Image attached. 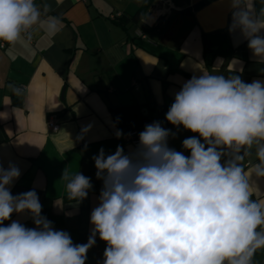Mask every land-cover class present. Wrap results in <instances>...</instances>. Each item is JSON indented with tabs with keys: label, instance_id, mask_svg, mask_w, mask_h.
Here are the masks:
<instances>
[{
	"label": "clouds",
	"instance_id": "1",
	"mask_svg": "<svg viewBox=\"0 0 264 264\" xmlns=\"http://www.w3.org/2000/svg\"><path fill=\"white\" fill-rule=\"evenodd\" d=\"M228 3L230 33L264 60V9ZM41 15L35 0H0V40L15 43ZM165 120L195 134L182 141L184 151L169 147L175 133L154 121L135 148H101L92 157L102 187L87 243L54 228L35 190L13 195L20 169L0 164V264H86L97 236L106 244L98 264H251L264 248V204L252 198L241 162L254 148V175L264 177V79L201 71L183 82ZM123 135L117 130V138ZM61 180L76 206L93 188L90 177L67 168ZM14 213L34 227L13 220Z\"/></svg>",
	"mask_w": 264,
	"mask_h": 264
},
{
	"label": "crops",
	"instance_id": "2",
	"mask_svg": "<svg viewBox=\"0 0 264 264\" xmlns=\"http://www.w3.org/2000/svg\"><path fill=\"white\" fill-rule=\"evenodd\" d=\"M200 1L35 0L40 24L15 43L0 40V164L7 168L12 162L20 169L12 194L35 190L41 214L74 243H87L102 187L92 157L101 148L106 153L117 146L125 152L135 148L111 108L153 102L169 109L183 82L201 71L235 72L248 83L264 79V60L229 31L228 0L193 11ZM246 6L259 12L264 0H246ZM187 9L190 14L182 13ZM138 12L141 19L133 21ZM219 30H227L228 45H220L218 35L208 36L206 47L204 35ZM141 112L147 115L145 107ZM50 121L58 131L48 128ZM117 130L124 135L117 138ZM171 130L175 138H169V147L184 151L182 141L195 134L182 126ZM241 163L252 198L264 204V177L253 172L259 163L254 148ZM65 168L91 178L93 188L78 206L61 180ZM12 219L34 227L25 215L14 213ZM105 247L97 236L86 264L101 262ZM251 264H264V248L256 250Z\"/></svg>",
	"mask_w": 264,
	"mask_h": 264
},
{
	"label": "trees",
	"instance_id": "3",
	"mask_svg": "<svg viewBox=\"0 0 264 264\" xmlns=\"http://www.w3.org/2000/svg\"><path fill=\"white\" fill-rule=\"evenodd\" d=\"M215 0H201L197 4L193 5L192 10L198 11L205 6L209 5ZM182 13H191V9H187L182 11ZM141 19V13H136L133 17V21H138ZM218 35H221L219 44L227 46L228 45V33L227 30H219L216 31L210 35H204V44L207 47V37L208 36H214L217 37ZM207 50V48H206ZM209 50V49H208ZM209 52V51H208ZM142 107H145L147 110V115L144 116L141 112ZM168 111V108L164 106H158L153 102H148L144 104L143 106H130V107H116L111 108L110 112L112 114V117L114 119V122L121 128L124 129V131L132 132L134 130H144V127L146 124L153 123L154 121L161 122L162 126L168 129H175L173 125L168 123L165 120V114Z\"/></svg>",
	"mask_w": 264,
	"mask_h": 264
},
{
	"label": "built area",
	"instance_id": "4",
	"mask_svg": "<svg viewBox=\"0 0 264 264\" xmlns=\"http://www.w3.org/2000/svg\"><path fill=\"white\" fill-rule=\"evenodd\" d=\"M27 33L23 34V35H26ZM0 46L1 48L4 47V44L3 43H0ZM133 85H136V83H133ZM25 87H22L21 90H24ZM48 128L53 131V132H56L58 131L59 129V126L58 124H56L55 122L53 121H50L48 122ZM143 131V130H134L132 131L131 133H129L125 139L126 141H128L133 147H135L137 144H138V134Z\"/></svg>",
	"mask_w": 264,
	"mask_h": 264
}]
</instances>
